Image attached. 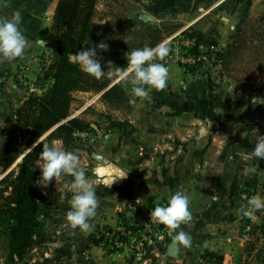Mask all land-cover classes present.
Segmentation results:
<instances>
[{
	"label": "crops",
	"instance_id": "1",
	"mask_svg": "<svg viewBox=\"0 0 264 264\" xmlns=\"http://www.w3.org/2000/svg\"><path fill=\"white\" fill-rule=\"evenodd\" d=\"M57 2L0 0V17L11 18L19 12L21 28L29 42L23 57L10 63H0V71L8 77L6 84L0 87V125H6V119H14L15 122L17 108L31 93L44 92L36 85L38 60L54 52L51 26ZM158 8V17L180 22L183 25L179 29L181 31L211 13H216L213 19L221 17L225 24H239L249 14L264 13V0H174ZM230 28L235 29V26ZM236 33L231 39H221L220 36L219 42L227 46ZM122 43L123 38L117 50L97 49L103 67L115 64L112 61L115 59L120 67L127 68ZM23 64L29 67L25 71L27 82L24 86L15 79ZM164 65L169 70L168 86L163 90L153 89L146 98L137 97V106L144 107L138 106L141 112L144 109L143 125L131 127L124 133L125 141L113 162L117 176L110 179L115 195L110 199L97 195L101 206L99 203L97 215L90 221V233L74 229L66 221L63 224L67 232L64 242L51 238L42 246H46L44 250L42 247L33 249L36 256L31 264H101L102 248L87 240L88 236L104 225L114 227L121 223L114 215L122 211L125 200L140 203L137 210L128 212V215L135 212L131 217L137 225L143 221L147 206L168 203L179 190L191 198L192 219L187 224L181 223L178 233L183 231L190 236L191 244L185 246L178 242L179 253L173 258L167 249L170 242H158L146 252L148 264H198V257L207 252L222 255L223 264H264V259L250 251L249 244L242 238L240 220L245 206L238 197L232 196L234 182L242 186L249 181L258 185L262 192L257 196L264 198V160L246 157L255 147L256 138L264 136V103L255 104V98H250L246 104L244 88L238 83L213 78L208 73H189L176 64ZM120 83L116 77L109 87ZM132 88L129 83L125 89L132 91ZM251 93L264 98V89ZM145 101H148L149 108L143 105ZM119 131L123 133L125 130ZM96 133L100 137L98 128ZM57 142L63 145L62 141ZM106 148L101 146L100 150ZM93 157L98 162L106 158L100 151L93 153ZM129 168L136 171L137 177L126 174ZM101 169L103 178L105 173L114 170L107 169L106 172L104 167ZM95 174L98 175L97 172ZM89 177L96 193H100L103 187L97 186V180L101 179L91 180ZM105 214L109 216L102 217ZM64 216L67 218V213ZM55 227H48L50 234ZM57 231L58 234L61 232ZM0 264H5V259H1Z\"/></svg>",
	"mask_w": 264,
	"mask_h": 264
},
{
	"label": "trees",
	"instance_id": "2",
	"mask_svg": "<svg viewBox=\"0 0 264 264\" xmlns=\"http://www.w3.org/2000/svg\"><path fill=\"white\" fill-rule=\"evenodd\" d=\"M99 2L100 0H58L51 26V36L55 43L51 64L36 83L44 92L31 93L16 110L15 131L31 150L18 162L17 170L9 171L23 152L0 156V174L8 172L0 179V245L6 253L5 264L21 263L33 249L47 243L51 239L48 221L59 215L63 217L71 208L73 193L58 189L53 182L55 178L46 189L39 186L37 181L41 177L38 161L44 144L52 145L55 141H62L64 148L70 152L76 148L77 133L97 132L85 118L71 117L76 99L74 93L104 91L102 99L106 103H118L128 97L121 84L109 87L111 81L96 79L69 60L70 56L81 50L108 41L103 38V25L96 20ZM215 14L205 16L185 33L198 42L217 45L220 40L218 25L222 21L221 17L210 20L209 28L204 21ZM180 27L177 24L169 33ZM166 37H158L152 45ZM111 38H114V34ZM124 49L132 51L126 41ZM247 57L251 59L248 62L264 64V16L248 19L238 28L235 37L220 54L218 74L222 78L225 77V72L229 74L237 71L247 77L254 75L255 70L252 68H241L245 63L241 66L240 61ZM230 77L233 78L232 75ZM233 79L243 81L242 78ZM95 125L101 131V127L97 123ZM44 136L46 138L42 139ZM59 179L70 186L74 178L62 175ZM252 187L249 183L239 186L234 182L232 196L240 197L242 192ZM242 228L241 226V230ZM252 233L256 235L255 228ZM87 240L96 245H100L102 241L96 233L90 234ZM256 241L257 237L255 241L247 242L252 252L257 246ZM202 256L209 261L224 263L223 256L214 252H207Z\"/></svg>",
	"mask_w": 264,
	"mask_h": 264
},
{
	"label": "rangeland",
	"instance_id": "3",
	"mask_svg": "<svg viewBox=\"0 0 264 264\" xmlns=\"http://www.w3.org/2000/svg\"><path fill=\"white\" fill-rule=\"evenodd\" d=\"M168 1H174V0H100L97 8V14H96V20L98 23L103 25V32H104V40L107 39V42H104L108 45L109 49H116L120 46V40L123 38V47L125 41L127 42L128 48L132 51L134 49L143 48V47H156L160 44H162L166 39L173 36L179 29L183 28V25L180 22L167 20V19H160L158 17V6L163 4L166 5ZM243 4V3H241ZM244 5V4H243ZM175 6V5H174ZM158 9V10H157ZM242 9L239 10L241 12ZM260 12V11H259ZM264 13H257L249 14L246 20H254L256 18L263 17ZM213 17H208L206 20L207 27L210 26V20H212ZM203 21V22H204ZM243 21V22H244ZM241 23H223V21H220L218 25V31L220 33L221 39L228 38L231 39L232 34L237 32L238 28L243 24ZM180 24L181 27L178 30L172 31V29L177 25ZM209 24V25H208ZM235 26V29L230 28V26ZM188 28L186 29V31ZM112 34H114V38L112 37ZM167 35V37H166ZM166 37L160 42H158L156 45H152L154 41L157 40L158 37ZM52 37V36H51ZM53 38V37H52ZM126 38V40H125ZM54 40V39H53ZM99 44H94L93 46H97L98 49ZM125 50V49H124ZM126 52H130L129 50H125ZM250 58H246L244 61H240V65L244 64L241 68H252L255 70L254 75L252 76H244L241 73L238 74L237 71L234 73H227L225 72L224 79L227 81L238 83L242 88H244V102L248 104L250 102V98H256L257 94L251 93L257 92L258 89H264V64H255L250 61ZM113 62L115 61V64H108L105 67L102 65V69L105 71L104 76L102 77L103 80L106 81H112L114 78L118 77L116 75H110L111 73H116L118 69H123L118 65V60L113 59ZM112 62V63H113ZM158 63H163V61H155ZM248 63H250L248 65ZM169 65H175L174 63H170ZM178 66V65H177ZM180 67V66H179ZM239 69V68H238ZM242 70V69H241ZM258 70V71H256ZM218 70L215 68H212L208 74L209 76L213 78H222L218 74ZM232 75L233 78H242L243 81L238 82L235 81L230 76ZM244 78V79H243ZM131 83L123 82L121 81V85L124 88H127V86ZM129 90V89H128ZM126 90L128 97L126 100H123L121 102L116 103H106L102 99L103 91L102 92H95V91H89L87 93L76 91L75 94V101L72 106V116L71 117H82L85 118L87 121L91 122L92 124L97 123L101 127V135L96 142V144L93 146L90 144L89 140L79 137L77 139V145L74 150L70 151L76 154L79 157L80 160V166L85 169L86 174L90 175V179H101V181L97 180V186L103 187L100 193H96V195L102 194L101 196L105 199L111 198L113 195H115V189H113L112 181H110L111 178L115 175V157L119 152V149L121 147V144L124 140V133H127V130L134 126H141L143 125V111L139 109L138 106L142 107L141 105H138V98L133 96L132 91ZM140 104V102H139ZM148 101L143 102V105L147 106ZM253 104V103H251ZM145 109L146 112H149V109ZM132 121V123L130 122ZM5 124L2 128H0V156H7L11 155L13 153H20L23 152L22 155L19 157V159L11 166L10 170H17V164L19 161H21L22 157L31 150V148H27L24 140L20 137L19 133L15 131V122L14 119H6ZM119 130H125L123 133H120ZM46 136H44L42 139H45ZM56 147L62 151H67L63 145H60L57 141L54 142ZM101 146H107L106 149H103V151L100 150ZM101 152V154L105 155V159H103L101 162H98L96 158L93 157V153ZM69 152V151H67ZM142 152V151H141ZM142 156V155H140ZM40 164L41 161H38ZM108 172L107 169L113 170L112 173H105L104 177H101L103 174L98 172V169L103 168ZM117 169V168H116ZM97 172L98 175L95 174ZM136 171H133V168H129V171H126V174H130L131 177H137L134 173ZM8 172H4L0 174V179L3 178ZM119 174H123L121 171L118 170ZM101 175V176H100ZM108 178V180H106ZM54 185L60 189L61 191L70 192V188L66 186L63 182H61L59 179L57 181L54 179ZM251 184L249 181L246 182ZM245 185V183H242V186ZM253 189H255L256 194L262 192L258 185L251 184ZM95 186V185H94ZM101 189V188H100ZM99 189V190H100ZM101 198V197H100ZM239 201L245 206L244 202L238 197ZM132 201L125 200L122 206V211H119L115 213L114 218H117V220L121 223L125 224H132L133 218L128 215L129 210H137L140 207V203ZM101 206V203H100ZM148 207V206H147ZM142 209V208H141ZM109 215H102V217H107ZM67 221V218L65 216H57V218L53 220H49L48 223L50 227L56 225L55 228H53L51 232V238L54 241L64 242V235L67 234V232L64 230L66 227L63 226V224ZM68 222V221H67ZM134 224V223H133ZM111 225H104L100 230L97 232H100L102 230H107L111 228ZM61 231L59 234L57 233L58 230ZM95 231V229H93ZM90 233V231H88ZM62 244V243H61ZM46 246L42 247V250H44ZM58 250L60 248L58 247ZM62 254V252H59ZM58 253V254H59ZM4 250L1 248L0 245V262L1 259L4 261L5 259ZM103 260L101 264H126V259L122 257H114L111 256L108 252L102 249L100 252ZM36 256V253L31 251L23 262L18 264H31L32 259ZM113 258V260H112ZM61 259V257H60ZM112 260V261H111ZM65 261V259L63 260ZM100 264V263H99Z\"/></svg>",
	"mask_w": 264,
	"mask_h": 264
},
{
	"label": "clouds",
	"instance_id": "4",
	"mask_svg": "<svg viewBox=\"0 0 264 264\" xmlns=\"http://www.w3.org/2000/svg\"><path fill=\"white\" fill-rule=\"evenodd\" d=\"M21 24L22 16L19 12L14 13L11 18L0 17V63H10L25 55L29 42ZM98 48L107 50L108 45L102 41ZM169 52L170 48L163 43L154 48L146 46L131 52L127 51L125 53L127 68L118 69L116 73L110 75L118 76L123 82L130 80L133 85V96L146 98L153 89L163 90L168 86V68L163 63L155 61H163ZM98 57L97 46H93L70 56L69 60L78 64L81 71L101 79L105 71ZM253 103H264V98L256 97ZM2 127L3 124L0 125V128ZM246 157L264 160V136L256 138L255 147L246 154ZM39 161H41L38 167L41 170V177L37 184L45 189L54 178L56 181L62 175H71L74 178L70 185L73 196L70 200L71 208L67 213V221L74 229L79 228L84 233L90 231V221L97 215L100 201L96 195V187L87 178L85 169L80 166L79 157L73 152L58 149L55 144H44ZM98 172L102 173L103 169H98ZM190 204L191 198L183 190L176 191L169 198L167 206H156L151 210L150 219L156 224L176 229L181 223L187 224L191 221ZM262 209H264V198L255 196L248 201V208L243 214L255 222L254 211ZM173 239L185 246L191 244V237L183 231L176 234Z\"/></svg>",
	"mask_w": 264,
	"mask_h": 264
},
{
	"label": "built area",
	"instance_id": "5",
	"mask_svg": "<svg viewBox=\"0 0 264 264\" xmlns=\"http://www.w3.org/2000/svg\"><path fill=\"white\" fill-rule=\"evenodd\" d=\"M186 29L178 31L163 42L170 48L169 55L163 60L164 64L174 63L189 73L198 74L208 73L212 68H220V54L224 51L226 45L221 42L217 45H206L198 42L196 38L185 33ZM52 56L53 54L47 53L38 60V77L43 76L49 68ZM28 68L24 64L19 67L15 79L20 85L24 86L27 82L25 71ZM7 81V75L0 71V87L6 84ZM76 136L89 140L91 145H94L99 139V134L92 131L80 132ZM255 196L257 194L253 188L241 193L240 199L245 204L243 211L247 210L248 201ZM167 204V202H164L147 207L143 221L140 224L119 223L107 230L96 232L97 236L102 239L99 246L111 256L126 259V264H135V262L139 264L150 263L148 257H146L149 248L158 242H171L180 228L179 225L176 229H170L168 226L156 224L150 219L151 210L156 206H167ZM254 215L256 217L255 222L242 212L240 224L243 230H241V235L246 242H252L256 240V237L258 238L254 254L264 259V210L254 211ZM254 228L256 229V235L252 233ZM197 262L198 264H219L205 259L202 255L198 257Z\"/></svg>",
	"mask_w": 264,
	"mask_h": 264
},
{
	"label": "water",
	"instance_id": "6",
	"mask_svg": "<svg viewBox=\"0 0 264 264\" xmlns=\"http://www.w3.org/2000/svg\"><path fill=\"white\" fill-rule=\"evenodd\" d=\"M92 126L96 129L98 128L95 124H92ZM134 215H135V212L129 213V216H134ZM167 249H168L169 256L173 258L178 256V253H179L178 242L174 241V239H172V241L169 244H167Z\"/></svg>",
	"mask_w": 264,
	"mask_h": 264
}]
</instances>
